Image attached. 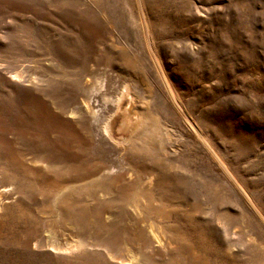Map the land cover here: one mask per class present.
<instances>
[{
    "label": "rangeland",
    "instance_id": "rangeland-1",
    "mask_svg": "<svg viewBox=\"0 0 264 264\" xmlns=\"http://www.w3.org/2000/svg\"><path fill=\"white\" fill-rule=\"evenodd\" d=\"M0 264H264V0H0Z\"/></svg>",
    "mask_w": 264,
    "mask_h": 264
},
{
    "label": "bare ground",
    "instance_id": "bare-ground-1",
    "mask_svg": "<svg viewBox=\"0 0 264 264\" xmlns=\"http://www.w3.org/2000/svg\"><path fill=\"white\" fill-rule=\"evenodd\" d=\"M130 112V111H129ZM130 119V118H129ZM144 119V118H143ZM128 120V119H127ZM134 121H136V120H134ZM141 122V121H140ZM130 124H132V123H130ZM137 125H139V122H138V120H137ZM104 128V127H103ZM103 131H105V130H103Z\"/></svg>",
    "mask_w": 264,
    "mask_h": 264
}]
</instances>
